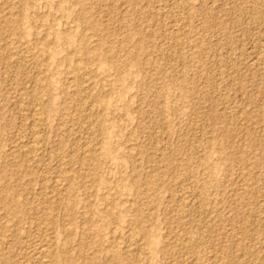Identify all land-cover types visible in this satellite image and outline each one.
<instances>
[{
    "label": "rangeland",
    "instance_id": "rangeland-1",
    "mask_svg": "<svg viewBox=\"0 0 264 264\" xmlns=\"http://www.w3.org/2000/svg\"><path fill=\"white\" fill-rule=\"evenodd\" d=\"M0 19L14 264L50 238L69 264H264V0H0Z\"/></svg>",
    "mask_w": 264,
    "mask_h": 264
},
{
    "label": "bare ground",
    "instance_id": "bare-ground-1",
    "mask_svg": "<svg viewBox=\"0 0 264 264\" xmlns=\"http://www.w3.org/2000/svg\"><path fill=\"white\" fill-rule=\"evenodd\" d=\"M6 9V8H5ZM3 12V11H2ZM6 12V11H5ZM9 13V12H8ZM10 14V13H9ZM16 16V15H15ZM1 20V19H0ZM89 52V51H88ZM71 55V54H70ZM48 86V85H47ZM45 87V86H44ZM96 110V109H95ZM43 116V115H42ZM43 119L41 118L40 121H42ZM40 124V123H39ZM101 124V123H100ZM44 129V128H43ZM42 129V132L44 131ZM33 134V133H32ZM35 142L33 144H35V146L37 147L38 144L40 143L38 134L35 135ZM42 144V143H41ZM34 147V145L32 146ZM35 147V148H36ZM40 147V146H39ZM34 148V149H35ZM33 149V148H32ZM33 149V150H34ZM40 149V148H39ZM30 150V149H29ZM38 150V149H36ZM31 151H29L30 153ZM38 152V151H36ZM33 153V152H32ZM35 153V152H34ZM38 154V153H37ZM91 157V156H90ZM249 160V159H248ZM93 161V160H92ZM254 166V165H253ZM252 166V167H253ZM57 181V179H56ZM51 182V181H50ZM57 187L62 188V184L60 182L55 183ZM54 188V187H53ZM56 188V187H55ZM249 188V187H248ZM63 189V188H62ZM64 190V189H63ZM55 191V190H54ZM56 192V191H55ZM63 192V191H60ZM59 192V194H61ZM58 193V192H57ZM58 195V194H57ZM59 197V196H58ZM54 198V197H53ZM0 203H2V205L5 206L6 208V217L10 218L15 224V232H19L20 231V227L17 226L19 223V220L22 217V213L19 212L18 210L16 211L15 208H13L11 205L8 204L7 200H4V197L0 196ZM53 204V203H52ZM74 206V205H73ZM53 209V208H52ZM5 216V215H4ZM6 218V219H7ZM8 220V219H7ZM9 221V220H8ZM13 230V229H12ZM68 232V231H67ZM70 232V231H69ZM20 234L22 232H19ZM66 234V233H65ZM11 236V235H10ZM68 236V235H67ZM73 236V234H72ZM9 237V236H8ZM6 237V239L8 238ZM14 237V235H13ZM12 237V238H13ZM4 238V237H3ZM25 238V237H24ZM14 241V240H13ZM240 241V240H239ZM5 243V242H4ZM13 243V242H12ZM10 243H8L9 245ZM1 246V245H0ZM93 247V246H92ZM35 255L36 258L34 259V264H69V252L67 250V246L63 243H61L60 241L56 240V239H49L46 242H43L41 244H39L36 248H35ZM13 256L9 253V252H5L4 250H2L0 248V264H14V260H13ZM85 261V260H84ZM16 263V262H15Z\"/></svg>",
    "mask_w": 264,
    "mask_h": 264
}]
</instances>
